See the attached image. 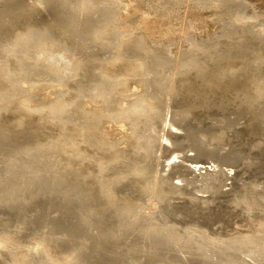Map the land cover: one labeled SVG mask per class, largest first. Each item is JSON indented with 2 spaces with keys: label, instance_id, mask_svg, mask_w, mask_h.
I'll return each instance as SVG.
<instances>
[{
  "label": "rangeland",
  "instance_id": "rangeland-1",
  "mask_svg": "<svg viewBox=\"0 0 264 264\" xmlns=\"http://www.w3.org/2000/svg\"><path fill=\"white\" fill-rule=\"evenodd\" d=\"M113 1L0 0V264H119L121 262L120 257L123 253L118 244L109 243L104 234L99 233V230L88 231V228L81 225L82 223L80 224L74 216L72 147L73 143L79 146L81 139H89V136H94L95 141L98 142L97 146L101 145L104 149L110 148L116 153L119 152L121 160L125 154L124 160L127 161H123L127 162L130 167L138 165L137 161L140 159L137 160V150L139 147L128 132L122 128L119 129L114 117L115 107L116 103L129 93L135 92V96L146 93L141 77H144V72L146 68H149L148 66H156L158 59L166 62L167 69L163 73L172 77L173 88L177 87V93L179 92L180 97L185 99L183 102L189 105L194 104L191 108L193 112L191 116L193 117H189L192 124L201 120L200 129L203 127L202 130H212L214 126L211 121L212 117L215 116L214 112L221 113L220 115L225 121L223 128L227 129L228 134L224 137L225 140L221 142L222 144L220 143L221 145H216L224 146L220 149L212 146V142H207L210 144L209 146L215 148H213V152L216 155H222V152L231 150L230 152L236 156L247 152L249 153L248 156L253 158L246 155L244 157L246 160L250 158L249 161L256 162V166H258L259 161H262L260 163L264 166V93H262L264 92V0H115L117 6H114ZM93 4L101 10L99 13H92L91 5ZM251 5H254L255 11ZM110 19L112 23H110L111 21L107 22ZM108 24L112 29L116 26V33H108L109 29L112 31L109 26L106 27ZM111 24L115 25L112 26ZM118 26L119 30H117ZM137 27L140 28L137 29ZM117 31L121 33L118 34ZM105 32L107 36L104 34ZM116 34H118L117 37ZM141 34L145 39L147 38L149 43L153 44L154 42L156 48L152 51L153 53L144 52L145 50L143 51V48L141 49L137 43V37ZM94 36L99 37V39ZM191 37L196 38L192 39ZM93 38L95 41L91 42L94 40ZM86 40L88 42L85 44L83 41ZM94 42L97 44L95 45ZM101 42L107 44L108 50L101 47ZM111 44L112 48L110 47ZM169 44L170 47L167 46ZM201 47L202 49H200ZM75 49H82L80 53L85 57V63H82L78 74H76L79 80L76 76L74 78L70 76L68 69L62 72L59 62L55 60V57L59 55H64L70 60ZM139 63L140 65H138ZM93 65L94 67H92ZM131 67H133L132 70ZM80 70L82 71L80 72ZM105 71L106 73H104ZM228 71L229 73H227ZM61 74L63 76H60ZM175 74L178 75L175 76ZM81 75L82 77H80ZM102 75L112 76H110V81L108 77L104 78L106 85L104 82L103 96L95 100L87 89L91 87L89 84L91 80L103 82L104 76ZM217 75L219 76L217 77ZM254 75L257 76L254 77ZM78 81L81 84H77ZM167 81V79H163L164 83ZM138 82L143 87L136 91ZM178 86L183 87L179 89ZM128 88L130 91H126ZM259 88L263 90L261 91ZM256 89L257 91H255ZM160 90H162V85ZM78 92L80 95L82 94V97L79 96ZM120 92L123 93V96ZM164 92L159 91L152 94L155 95L152 100L154 105H157L158 102H168L167 92L165 94ZM252 93H256V96ZM258 95H261L260 98ZM76 96L77 98H75ZM83 98L85 100L90 99L88 102H91L92 105L98 102L96 104L98 109L91 108L87 104L83 106L85 101ZM111 99L112 101H110ZM109 112L110 114H107ZM106 115H109L108 118ZM107 120L106 124L104 121ZM82 121L84 122L82 123ZM107 125L110 128L109 133L114 132L118 136L114 135V138L108 137L107 139L105 136L108 135L102 134ZM112 125L113 127H111ZM109 141H114V146H107ZM253 141L258 142V147L257 144L252 147ZM81 144L84 146V142ZM134 150L136 151L135 154L133 153ZM130 152L133 153V158ZM189 152L192 153V151ZM123 161L122 163L118 161L113 163L116 164L117 162V167L124 168ZM200 164L203 167L213 168L211 164L214 163ZM261 169L264 168H257V172L255 170L254 173L252 171L246 173L245 179H241L242 177L239 176L240 181L237 177L238 180L235 183L237 185H233L235 190L236 186L238 187L243 180H249L250 177L248 176L251 175L264 181V170ZM178 180V178L174 179L175 182ZM230 180L232 179L227 181L229 185L232 182ZM229 185L224 186V190L228 193L230 192L229 189L233 187L231 185L229 187ZM234 188H232L233 191H235ZM97 189L95 187L90 191L94 199L95 193L100 194L99 189ZM233 191L231 194L225 193L222 195L223 198L203 206L205 207L204 216H197L199 221H205L206 218L207 222L209 220L208 223H216L219 226L227 227V225L232 224L236 228L247 229L244 224L247 222L248 215L245 214L248 213V210L246 207H239V205L237 207L234 201H230L235 199L233 193H236L237 190ZM198 195L208 196L207 192H198ZM251 198L253 197L249 199ZM211 203L218 206H212L214 211L211 210ZM224 205L227 209H233L232 213L229 212L230 209L225 211ZM203 207L200 209L203 210ZM207 207L209 210L206 209ZM185 208L183 209L187 210L188 207ZM192 210L188 209L190 214H192ZM235 211L238 213L237 215ZM210 212L217 213L216 216L212 213V219L216 217L213 219L215 221L211 219ZM230 213L232 216H229ZM219 215L221 219L218 218ZM228 217L229 219L234 218L235 222L232 219L233 223H229ZM243 217L246 218L243 219ZM76 221L78 224H75ZM225 221L229 222L226 224ZM219 222H222L221 225ZM96 223V221L87 222L90 226Z\"/></svg>",
  "mask_w": 264,
  "mask_h": 264
},
{
  "label": "bare ground",
  "instance_id": "bare-ground-1",
  "mask_svg": "<svg viewBox=\"0 0 264 264\" xmlns=\"http://www.w3.org/2000/svg\"><path fill=\"white\" fill-rule=\"evenodd\" d=\"M103 1H105V0H103ZM113 3H114V6H117L115 0L113 1ZM249 4H251V3H249ZM93 5H91L92 13H94V12L99 13V11H101V10H99L97 8V5L96 6L95 5L93 6ZM113 7H112V9L114 10ZM252 7H254V5ZM253 9L255 11V7ZM109 10H110V7H109ZM258 12H259V10H258ZM107 13H104V14L106 15ZM109 13H110V11H109ZM109 15H111V14H109ZM109 15H107V16H109ZM115 15H117V14H115ZM112 17H113V15H112ZM110 21H111V19L107 22H110ZM104 23H105V21H104ZM110 23H112V21ZM113 25H115V24H113ZM108 26L110 27V24L106 25V27H108ZM115 27L116 26H114L113 29L110 27L112 29V31H110V29H109L108 33L109 32H113L112 34L116 33ZM100 28H98V29H100ZM104 28H105V25H104ZM138 28H140V27H137V29ZM243 28H245V27H243ZM90 30H92V29H90ZM117 30H119V26H118ZM130 30H131V28H130ZM141 30H143V29H141ZM100 31H101V29H100ZM106 32L104 34H106V36H107ZM117 32H118V34L121 33V32L119 33V31H117ZM130 32H132V31H130ZM89 33H90V31H89ZM95 33H96V31H95ZM154 33H155V31H154ZM85 34H88V33H85ZM118 34H116L115 36L117 37ZM134 34L136 35V33H134ZM101 35H102V33H101ZM94 37H96V39H99V37L97 38V36H94ZM103 38H106V37H103ZM137 38H138L137 43L140 45L141 49L143 48V51L145 50L144 52H146V53L152 52L156 48L154 45V42L152 41L153 44L149 43L146 40L147 38L145 39L142 36V34ZM194 38H196V37H194ZM194 38H192V39H194ZM101 39H102V37H101ZM107 39H109V38H107ZM87 40L83 41V42L84 43L88 42L89 40L88 41ZM102 40H104V39H102ZM117 40H119V39H117ZM129 40L131 42V39H129ZM93 41H95V39L92 40L91 42H93ZM91 42L89 41V43H91ZM103 42H101V44H102L101 47H103L104 50H106L107 44H105ZM78 44H79V42H78ZM94 44L96 45L97 42L96 43L94 42ZM99 46H97V47H99ZM136 46H137V44H136ZM167 46L170 47L171 45L169 44ZM110 47L112 48V44ZM164 47H166V46L164 45ZM113 48H114V45H113ZM200 49H202V47ZM107 50H108V48H107ZM248 51H250V50H248ZM80 52H82V49H75L73 57L70 60L67 59L64 55H59V56L55 57L56 58L55 60L57 62H59V65L62 69V72H64L65 69H68L70 76H72L73 78L76 76V74H78V71L81 68L82 63L85 61L84 55L81 54ZM93 52H95V51L93 50ZM102 52L104 53L103 50H102ZM112 52H114V51H112ZM156 52H158V51H156ZM204 52H206V51H204ZM246 53H248V52H246ZM138 55H140V54H138ZM169 56H170V54H169ZM94 57L96 58V56H94ZM97 57H100V56H97ZM151 57H152V55H151ZM257 57H258V54H257ZM137 58H139V57H137ZM260 58H261V56L259 57V59ZM91 59H92V56H91ZM116 59H118V58H116ZM130 59H133V58H130ZM209 60H210V58H209ZM143 61H145V60H143ZM207 61H208V59H207ZM96 63H97V60H96ZM145 63H147V62H145ZM176 64H175V66H176ZM181 64H182V62H181ZM122 65H123V63H122ZM138 65H140V63ZM144 65H146V64H144ZM197 65H199V64H197ZM92 67H94V65ZM148 67L149 68H146V70L144 72V77H141V78H143L144 89H145L144 92H146V93L145 94L143 93L144 95L139 96L137 94L135 96L134 95L135 92H134L131 94L129 93V95L123 96L122 95L123 93L120 92V94L123 97L116 103L115 109H116L117 113H116V111L114 113V115H115L114 117L117 120L116 124L119 126V129L122 128V130L124 129L126 132H128V134L132 138H134L133 141L137 144V147H139L137 150V156H138L137 160L140 159V161H137L138 165L136 164L137 166L133 165V167H130L127 164V162L126 163L124 162V161H127V160H124L125 154L123 157V160H124L123 161V160H121L122 159L120 157L121 155L119 156V154H118L119 152L116 153L115 151H113V149H110V148L104 149L103 147H101V145L97 146L96 144H98V142L95 141L94 136H89L90 140L88 138L84 139V140L81 139V143L84 142V146H82L81 143L79 146L74 145V143H73V147H72V155H73L72 204H73V208H74L75 218L77 219V221L80 224L82 223L81 225L86 226L88 228V231L91 230L92 232H94L95 230L96 231L99 230V233L104 234L106 240L109 241V243L118 244V246H120V248H122L123 254L120 257L121 262L119 264H264V181L260 180V178H257V176L255 178V177H252L253 175H251V176H248V177H250V179L246 177L249 180H243L238 185V187L236 186L237 191L235 190V188L233 186L236 183V180L239 179V176H241L242 177L241 179H243L246 176V173L248 174V172H251V171L254 173L255 170L257 172V168H264L262 163H260L262 161H259L258 166H256V164H255L256 162L252 163L251 161H249L250 158H253V157L248 156L249 153H247V152L245 154L240 153L241 154L240 156L239 155L236 156V154L231 153L230 152L231 150H230L229 152H225V153L222 152V155L221 154L216 155L215 152H213V148L216 145H221L222 144L221 142L225 140L224 137L227 136V134H228L227 129L223 128V123L225 121L222 119V115H220L221 113L216 111L217 113L214 112L215 116L212 115L213 117H212L211 123H213L212 125L214 126V128L212 127V130H209V131L202 130V129H204L203 127H202V129H200L199 125H202L200 119H199L200 120L199 122H193V124H192V121L190 118L193 117V116H191L193 114V112L191 111V108H193L194 104L189 105L186 102H183L185 99H183L182 96L180 97V94H178L179 92L177 93V90H176L177 87L173 88L174 84H173V80H171L172 77L166 73H163L165 71V69H167L166 62L158 59V62H157L155 67L154 66H148ZM177 67H179V66L177 65ZM191 67H193V66H191ZM230 67H231V65H230ZM243 67H244V65H243ZM132 68L133 67H131V70H132ZM215 68H217V67H215ZM84 69H85V67H84ZM124 69H125V67H124ZM179 69H176V70H179ZM206 69H204V70L206 71ZM142 70H143V68H142ZM81 71L82 70H80V72ZM92 71H93V69H92ZM98 71H97V73H98ZM230 71H232V70H230ZM111 72H109V74ZM93 73H94V71H93ZM104 73H106V71ZM118 73H120V72H118ZM175 73H177V72H175ZM178 73H179V71H178ZM227 73H229V71ZM63 74H61L60 76H63ZM100 74H102V73H100ZM182 74H184V73L182 72ZM98 75H99V73H98ZM98 75H96V76H98ZM105 75H107V74H105ZM105 75H102V76H104L103 79L106 77ZM176 75H178V74H175V76ZM258 75H260V74L258 73ZM110 76H112V75H109V77L107 76L109 81H110ZM122 76L121 77L119 76V77L122 78ZM128 76H130V75H128ZM172 76H173V74H172ZM218 76L219 75H217V77ZM255 76H257V75H254V77ZM80 77H82V75ZM191 77H192V75H191ZM226 77H227V75H226ZM245 77H247V76H245ZM76 78H78V76H76ZM249 78L251 79V77H249ZM86 79L88 81V78H86ZM123 79H124V76H123ZM163 79H167L168 81L164 83ZM185 79H186V77H185ZM78 80H79V78H78ZM133 80H135V79H133ZM177 80H179V79H177ZM80 81H78L76 83L81 84ZM199 81H201V80H199ZM104 82L106 85L105 79L103 82L95 81V80L94 81L91 80L89 82L91 87L88 88L87 91L92 94V97H94L95 100H96V98L100 99V97L103 96L102 93H104L103 91H104V86H105ZM186 82H187V80H186ZM207 82H210V81H207ZM207 82H205V83H207ZM219 82H221V81H219ZM121 83H123V82L121 81ZM126 83H127V81H126ZM129 84H127V85H129ZM193 84H194V82H193ZM201 84H203V83H201ZM215 84H216V81H215ZM161 85H162V90H160ZM186 85H188V84H186ZM220 85H222V84H220ZM80 86H82V85H80ZM109 86H110V84H109ZM129 86H127V87H129ZM136 86H137L136 91L140 90L143 87V85H141L140 83L136 84ZM134 87H135V85H134ZM182 87L178 86L179 89ZM188 87H190V86H188ZM195 87H197V86H195ZM124 88H125V86H124ZM247 88H248V86H247ZM251 88H253V87H251ZM199 89H200V87H199ZM202 89H204V88L202 87ZM259 89L261 90V88H259ZM128 90H129V88L126 91H128ZM164 90H166V92H167L168 102H166V103L165 102L164 103L158 102L157 105H154L152 100H153V98H155V95H152V94L155 93V91L164 92ZM75 91H76V89H75ZM108 91H106V92H108ZM114 91H116V90H114ZM200 91H201V89H200ZM255 91H257V89ZM79 92H78V94H79ZM166 92H164V94ZM262 93H264V92H262ZM106 94H109V93H106ZM81 95L79 94V96H81ZM253 95L256 96V93H254ZM260 96L258 95L259 98H260ZM89 97H90V95H89ZM75 98H77V96ZM87 99L85 100L83 98V100H85L87 102L86 103L84 101V104L82 103L83 106L85 104H87V105L91 106V108H97L98 107L96 105V104H98V102L94 103V105H92L91 102H88L90 99L89 100H87ZM106 99H104V100H106ZM159 100H160V98H159ZM110 101H112V99ZM161 101H162V99H161ZM176 102H179V103L176 104ZM112 104H114V103H112ZM114 106H115V104H114ZM86 107L88 108V106H86ZM91 110L94 111L95 109H91ZM80 111H82V110L80 109ZM83 111H84V108H83ZM88 112H89V110H88ZM77 113H78V111H77ZM112 113H113V111H112ZM107 114H110V112ZM211 114H213V112ZM74 115L76 116V114H74ZM200 115H202V113H200ZM95 116L97 117V115H95ZM108 116H107V118H108ZM195 116H197V115H195ZM81 117H82V115H81ZM85 117H86V115H85ZM99 117H100V115H99ZM79 118H80V116H79ZM103 118H105V117H103ZM82 119H83V117H82ZM108 120L104 121V122H106V124H107ZM193 120L195 121V119H193ZM83 122L84 121H82V123ZM111 127H113V125ZM82 128H80V129H82ZM196 129H198V130H196ZM107 131H108V133H107ZM109 131H110V128L107 125V128H105V130L102 131V134L108 135V136H105L107 139H108V137L114 138V135H116L117 133H114V132L109 133ZM125 131H123V132H125ZM89 134H90V132H89ZM116 136H118V135H116ZM229 136H230V134H229ZM115 138H118V137H115ZM119 140H118V142H119ZM123 140H125V139H123ZM72 142H74V141H72ZM105 142L108 143V141H105ZM113 142L114 141H109V144L108 145L106 144V145L107 146H109V145L114 146ZM207 142L208 143L212 142L213 143L212 146H214V147L209 146L210 144H208ZM126 143H128V142H126ZM256 144L258 147V142L252 143V145H253L252 147H254ZM216 147L220 149L221 147H224V146H221V147L216 146ZM131 148H133V147H131ZM189 151H192V153ZM135 152L136 151L134 150L133 153L135 154ZM130 153H132V152H130ZM130 153H128V154H130ZM133 153H132V158H133ZM246 155H247V157H250L249 160H246V158H244V157H246ZM176 158H178L179 160L177 159L178 160L177 161ZM115 161H118L119 163H122V161H123L124 162V168H121L120 166L117 167V165H116L117 162H116V164L113 163ZM200 163H202V164L203 163H206V164L207 163L208 164L214 163V164H211L213 167V168H211L208 166L203 167ZM130 164H132V163L130 162ZM134 167L135 168L140 167V168L135 169ZM239 167H242V168L240 169ZM261 170H264V169H261ZM232 171H234V174H232ZM258 174H256V175H258ZM254 176H255V174H254ZM258 176H260V175H258ZM237 177H238V179H237ZM176 178L179 179L178 182L174 181V179H176ZM261 178H262V176H261ZM229 179H232V180H230V182L232 181L230 183V185L233 186L232 188H234V190L236 191V193H233L235 191H233L232 188L229 189L230 194H231V191H233L232 193L235 194L234 195L235 199H232L230 201H234V204H237V207L239 205V207H242V208L246 207V210H248L247 211L248 213L245 214V215H248L247 216V222H245L243 220L245 222L244 225L247 226V229L236 228V226L234 227V226H232V224H229V226L227 225V227L219 226L218 224H217L218 225L217 226L216 223L215 224L212 222L208 223L209 220L207 222L206 218H205V221H199V217L204 216L205 207H203V206L209 205V203L211 201H215V200L217 201V199H220L223 194L228 193V191L224 190L225 189L224 186L229 185L227 183V181H229ZM239 181H240V179H239ZM230 185H229V187H231ZM235 185H237V184H235ZM95 187H97L99 189L100 194L98 195L97 193H95L96 196L94 199L93 198L94 196L91 195L90 191L93 188L95 189ZM198 192H207L208 196L207 197L200 196V195H198ZM226 196H229V195L226 194ZM226 196H224V197H226ZM250 197H253V198H251L253 201L252 205H251L252 201H251V199H249ZM224 199H227V198H224ZM224 201L227 202L228 200H224ZM253 205H254V207H253ZM184 206L188 207L187 210H184V209H186ZM212 206L218 207L217 205H214V203H213L211 205L212 211H214ZM201 207H203L204 209L203 210L200 209ZM208 207L206 208L207 210H209V208H210V207L209 208ZM224 207H225V205H224ZM188 209L189 210L193 209L191 211L192 214H190ZM220 209H221V207H220ZM226 209L227 208L225 207L224 210L226 211ZM228 209H230L229 212H231L233 210L231 208H228ZM228 209H227V211H228ZM235 209H237V208H235ZM222 211H223V208H222ZM241 211H242V209H241ZM212 213H211V216L209 215L211 217V219H212L213 215L214 216L217 215V213L214 214L215 212L213 213V215H212ZM225 213H227V212H225ZM231 213L229 214V216L231 215ZM222 214H224V213H222ZM237 214L238 213L236 212V215ZM243 215H244V213H243ZM197 216H199V217H197ZM207 216H205V217H207ZM215 218H213V219H215ZM218 218L221 219V216L219 215ZM244 218H246V217H243V219ZM228 219H229V217H228ZM232 219L235 222L234 218H232ZM232 219H229L230 222L225 221L224 223H226V222L231 223ZM235 219H237V218L235 217ZM77 221L75 224H78ZM90 221L91 222L96 221L97 223L90 226L89 224H87V222H90ZM213 221H215V220H213ZM221 223H220V225H221ZM237 225H239V224H237ZM240 226H242V225L240 224Z\"/></svg>",
  "mask_w": 264,
  "mask_h": 264
}]
</instances>
